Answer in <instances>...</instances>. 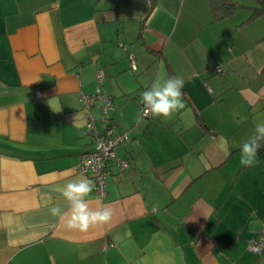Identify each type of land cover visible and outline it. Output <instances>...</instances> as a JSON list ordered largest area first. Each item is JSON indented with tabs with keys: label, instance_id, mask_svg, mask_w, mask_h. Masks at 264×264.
Segmentation results:
<instances>
[{
	"label": "crops",
	"instance_id": "1",
	"mask_svg": "<svg viewBox=\"0 0 264 264\" xmlns=\"http://www.w3.org/2000/svg\"><path fill=\"white\" fill-rule=\"evenodd\" d=\"M231 1L217 19L209 0H0V264H264L249 249L264 227V141L254 167L239 162L264 121V14ZM100 70L129 164L87 198L111 221L81 232L49 209L66 208L56 186L86 176L80 95ZM170 76L185 109L143 117L141 94Z\"/></svg>",
	"mask_w": 264,
	"mask_h": 264
},
{
	"label": "clouds",
	"instance_id": "2",
	"mask_svg": "<svg viewBox=\"0 0 264 264\" xmlns=\"http://www.w3.org/2000/svg\"><path fill=\"white\" fill-rule=\"evenodd\" d=\"M184 80L179 76L158 77L140 97L143 115L168 119L185 109L182 89ZM264 141V121L257 120L254 134L239 145L240 164L247 168L256 165L257 154ZM94 183L86 176H74L54 191L61 194L66 208L59 204L49 209L53 217H58L69 229L87 232L91 226L107 224L111 221L113 210L107 205L93 209L87 198L93 192Z\"/></svg>",
	"mask_w": 264,
	"mask_h": 264
},
{
	"label": "built area",
	"instance_id": "3",
	"mask_svg": "<svg viewBox=\"0 0 264 264\" xmlns=\"http://www.w3.org/2000/svg\"><path fill=\"white\" fill-rule=\"evenodd\" d=\"M133 61V67L136 69L135 56L130 55ZM219 75H224V71L220 66L216 67ZM105 74L100 70L97 74V89L93 94H81L80 101L85 109H87V133L91 136L94 143V149L84 152L76 165V170L80 174L86 175L94 183L93 192L105 197L107 194V177L111 173V169L116 165L121 171L124 170L129 161L123 156L118 155L119 146L130 140L127 133H119L116 131L113 123L114 105L111 97L101 92V85L104 81ZM40 96V93L38 92ZM101 102V115L99 119L92 112V108ZM142 116L143 105L141 103ZM249 249L256 254H264V227L258 237L249 241Z\"/></svg>",
	"mask_w": 264,
	"mask_h": 264
},
{
	"label": "trees",
	"instance_id": "4",
	"mask_svg": "<svg viewBox=\"0 0 264 264\" xmlns=\"http://www.w3.org/2000/svg\"><path fill=\"white\" fill-rule=\"evenodd\" d=\"M255 1L258 6L253 9L251 19L264 14V0ZM209 3L217 19L229 16L236 7V3L231 0H209Z\"/></svg>",
	"mask_w": 264,
	"mask_h": 264
}]
</instances>
